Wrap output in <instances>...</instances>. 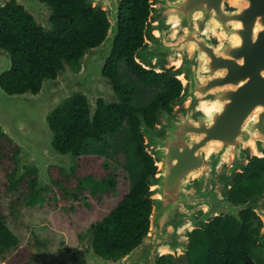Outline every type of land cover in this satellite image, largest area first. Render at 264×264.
<instances>
[{
    "label": "water",
    "instance_id": "obj_1",
    "mask_svg": "<svg viewBox=\"0 0 264 264\" xmlns=\"http://www.w3.org/2000/svg\"><path fill=\"white\" fill-rule=\"evenodd\" d=\"M9 1L12 0H0V6L5 7ZM15 1L44 32L53 31L54 8L49 2ZM121 1L85 0L87 6L105 11L109 27L99 44L84 50L78 59V69L62 60L63 68L57 70L54 78L45 77L37 92L8 93L0 83V129L20 148L14 181L26 170L37 169L35 188L40 190L47 182L53 183L50 166L64 167L70 172L74 168V153H62L54 147L55 133L48 120L69 97L74 94L86 97L92 123L100 99L106 105L121 103L113 80L104 75L119 35ZM204 4L216 9L219 15L220 0H149L144 43L136 51L135 60L158 73L172 69V76L182 83V91L170 99L171 111L159 106L153 126L147 123L143 112L135 113L145 151L157 166L156 172L147 176L149 190L145 197L151 199L152 211L148 230L140 243L118 259H107L96 252L95 231L90 229L75 248L68 251L61 248L52 254L41 247L39 255H34L26 264H158L159 257L185 255L194 229L207 227L220 215L233 216L242 223L240 212L246 209L255 211L262 220L255 252L264 257V192L244 203H234L228 198L235 176L245 170L253 157L264 158V112L259 113L255 126L251 120L254 108L264 107V31L255 41L252 39L257 18L264 23V0H250L247 9L231 17L244 24L240 30L241 47L232 49L229 59L212 58V69L227 75L211 81L207 87L230 90L226 93L230 103L211 128L190 122L200 117L194 111L197 100L192 92L194 73L202 71L204 65L202 61L198 63L196 51L191 52L190 58L188 50L180 47L194 39L192 16ZM223 6L230 11L227 0H223ZM206 20L207 14L196 21L201 31ZM185 28L189 36L181 40ZM164 41L176 47L168 48ZM209 43L214 46L216 41L201 39L199 49L211 59ZM241 58L243 65L236 63ZM12 66L11 53L0 47V77ZM189 134L201 139L192 150H184L182 141ZM177 143L181 144L179 150Z\"/></svg>",
    "mask_w": 264,
    "mask_h": 264
},
{
    "label": "trees",
    "instance_id": "obj_2",
    "mask_svg": "<svg viewBox=\"0 0 264 264\" xmlns=\"http://www.w3.org/2000/svg\"><path fill=\"white\" fill-rule=\"evenodd\" d=\"M54 8L51 17L53 31L44 32L33 17L15 1L0 6V47L7 49L13 60L11 70L0 77L2 88L8 93L37 92L45 77L54 78L57 70L63 68L62 60L78 69V59L88 47L99 44L106 36L109 21L103 10L87 6L85 0H42ZM150 13L149 0H122L120 6V29L112 54L107 61L104 75L113 80L121 103L106 105L102 99L93 123L90 110L83 94H74L48 117L55 133L54 147L62 152H73L75 168L66 174L60 168L51 167L55 180L51 186V199L56 207L72 211L73 204L85 200V192L104 195L114 192L117 180L109 175L82 172L89 167L81 159L89 142L102 143L106 136L114 134L129 123L135 148L134 156L140 161L139 180L122 197L117 205L97 223L91 225L95 231L94 247L104 258L118 259L130 252L142 240L150 224L152 201L145 196L149 190L147 176L155 173L157 166L144 147L140 135L136 112H143L146 121L153 126L160 105L172 110L170 99L182 91V83L172 76L171 70L158 73L148 70L135 60V53L144 43L146 22ZM139 81L147 86L165 83L164 91L158 93L148 105L134 104L135 92L126 85L120 75V62ZM3 137V136H2ZM16 154V152L14 153ZM29 199L25 206H35L47 199L45 190H36V169H29ZM15 183L9 179V187ZM264 192V158L253 157L243 172L238 173L229 188L228 198L234 203L247 202ZM242 223L233 216L220 215L207 227L194 229L188 252L181 257L165 255L158 264H264V257L256 254L262 228V220L251 209L240 212ZM19 237L0 217V252L19 250L27 256L25 264L33 256L28 247H20Z\"/></svg>",
    "mask_w": 264,
    "mask_h": 264
},
{
    "label": "rangeland",
    "instance_id": "obj_3",
    "mask_svg": "<svg viewBox=\"0 0 264 264\" xmlns=\"http://www.w3.org/2000/svg\"><path fill=\"white\" fill-rule=\"evenodd\" d=\"M119 68L123 82L135 92L136 106L148 105L158 93L168 88L165 83L152 86L142 84L125 61L120 62ZM134 148L135 142L129 123L125 122L120 131L106 136L102 143L89 142L81 155V159L89 167L88 171L82 172V177L89 172L113 176L117 180L114 192L96 195L86 190L85 200L74 203L71 212L58 208L51 199L50 188L55 182L51 167L71 174L75 166L71 168V172L64 167L50 166L53 183L47 182L46 187L39 190L46 191L47 199L32 207L25 206L24 203L29 199L28 180L33 176L26 170L14 181L18 169L16 158L20 148L0 129V217L19 237L20 247H28L34 256L39 255L41 247L56 254L61 248L68 251L78 246L91 225L108 214L139 180L141 165L134 156ZM35 175L37 185V169ZM9 179L15 183L12 189L9 187ZM26 259L27 256H22L19 250L0 252V264H19Z\"/></svg>",
    "mask_w": 264,
    "mask_h": 264
},
{
    "label": "clouds",
    "instance_id": "obj_4",
    "mask_svg": "<svg viewBox=\"0 0 264 264\" xmlns=\"http://www.w3.org/2000/svg\"><path fill=\"white\" fill-rule=\"evenodd\" d=\"M249 6L250 0H227V7L230 11H226L223 6V0H220L219 15H217L218 13L216 9H209L207 4H204L201 11L192 16L193 32L191 35L194 39L190 41L188 45L181 44L180 47L188 50L190 58L191 52L196 51L198 55V63L202 61L204 65L202 71L197 70L194 73V88L192 94L197 100L194 111L200 113V117L197 121L190 122L194 123L196 126L203 124L206 127L211 128L215 124L217 117L225 110L226 105L230 103V99L226 97V93L230 90L216 88L215 86L210 88L207 87L211 81L227 75V73L213 70L211 63L213 57L229 59V57H231L230 51L241 47L243 40L240 30L244 28V24L236 22L237 19H231V17L238 16ZM205 14H207V20L205 21L203 31H201L196 21L202 20ZM261 31H264V23H261L260 18H257L253 29V41L256 40V37ZM197 33H199V35H197ZM188 36V29L185 28L184 36L180 39L184 40ZM172 39H175V35H173ZM201 39L205 41L215 39L216 44L214 46L210 43L207 45L208 49L212 52L211 59L200 51L199 44ZM164 45L168 48L176 47L174 44H169L168 41H164ZM236 63L243 65L244 59L241 58L237 60ZM185 83H187V81ZM188 103H190V100L186 102L185 107L188 106ZM252 112L255 113L251 117L255 126L259 113L264 112V107L257 106ZM200 139L201 137L199 136L191 134L187 135L182 141L184 150H192L193 145H198ZM175 146L179 150L181 144L177 143Z\"/></svg>",
    "mask_w": 264,
    "mask_h": 264
},
{
    "label": "flooded vegetation",
    "instance_id": "obj_5",
    "mask_svg": "<svg viewBox=\"0 0 264 264\" xmlns=\"http://www.w3.org/2000/svg\"><path fill=\"white\" fill-rule=\"evenodd\" d=\"M12 1H15V0H12ZM9 2H11V1H9ZM16 2V1H15ZM36 185V184H35Z\"/></svg>",
    "mask_w": 264,
    "mask_h": 264
}]
</instances>
